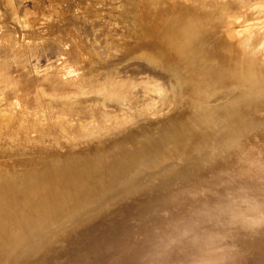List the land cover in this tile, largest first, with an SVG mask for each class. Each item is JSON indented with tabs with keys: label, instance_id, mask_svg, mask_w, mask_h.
I'll return each mask as SVG.
<instances>
[{
	"label": "rangeland",
	"instance_id": "rangeland-1",
	"mask_svg": "<svg viewBox=\"0 0 264 264\" xmlns=\"http://www.w3.org/2000/svg\"><path fill=\"white\" fill-rule=\"evenodd\" d=\"M188 1L190 0H0V72L3 74L2 76L0 73V77L2 76L0 78L2 79L0 80V119L8 113L3 105L6 103V99L9 102H14V105L16 100H19L16 103L17 105L11 104V107L8 106L11 115H16L15 117L25 115L27 117V119L25 118L27 132L15 126L19 123V120H15L13 123L10 122L8 126L5 123L2 124L0 120V172L11 175L13 173L27 174L29 171L32 172L29 176L30 179L32 181L36 180L34 175L37 176L40 173L37 171L42 168V158L39 151L43 154L53 148L58 150V155L62 158L73 152V163L75 148L91 150L86 157L83 156L86 162L98 149H107L112 151L111 154H115V149H120V147H123L122 149H138V147L145 144L149 145L147 149H173L175 140L171 136L172 134L170 135L171 138L168 137L169 134L166 128H170L172 122L178 120L177 115L186 110H183V108L187 100L183 99L173 78L172 71L162 64L161 59L150 57V51L140 50V31H143V27H149L156 16L161 18V15L165 16L167 10L171 9L174 11L176 8H182L183 11L190 9L197 13H204L215 8L213 12L218 16L211 18L212 20L222 19L232 11V7L227 6L224 0ZM253 4L251 3L247 7L242 6L241 10L239 9L242 18L248 17L249 19L252 14L262 12L261 8H254ZM233 9L238 10L234 8V5ZM177 17L178 20L179 18L182 21L186 20L185 16L179 14H167L165 16L166 23L170 25L176 22ZM261 18L262 20L260 19L259 22L263 23L264 19ZM221 22L217 20L214 24ZM151 42L146 40V46L150 47ZM227 76L229 77V74ZM155 77L159 78V82L163 83L165 88L160 93H152L154 97L159 96L156 99L159 106L156 108L153 101L155 111L136 110L143 106H150V102L144 103L146 100H142L145 99V94L139 83L147 80V78L157 79ZM90 78L92 82L88 81L89 86L94 87L99 85L98 82L101 83L99 86L118 82L126 83L128 91L131 90L132 86H136L138 95H141L139 96L140 100L134 101L133 98H129L130 102L128 103L133 107L130 111L124 110L120 104L113 100V102L107 100L104 103L106 107L104 104L102 106L101 93V96L95 95V92L92 93L91 91L79 93L78 88L83 85L79 83ZM88 82L85 83L86 86H88ZM4 83L5 89V86L2 85ZM15 83L16 85H14ZM137 84H139L138 87ZM169 84L170 90L168 88ZM72 86L76 88L74 89ZM229 88L222 91L218 96L224 95L225 91L236 89L233 86ZM72 90H74V94ZM101 90V88L98 89V91ZM18 92L22 95V100L18 96ZM48 92L53 93V96ZM90 92L93 95H88ZM45 93L50 95V98L62 96L63 99L68 96L67 99L64 98L68 103L67 108L74 110V112L77 111L78 115L76 117H79L74 119L69 117L70 120L67 121L69 127L71 125L72 128L74 127V131L68 133L69 138L78 140L74 141V149L70 150L71 145L68 142H63L65 144V147H63L59 144L58 139L54 140L56 135L57 138H61L59 136L61 133L58 132L56 125L57 122H60L58 118L62 120L66 115L60 112L61 107L59 108L54 103H50V98L46 97L48 95ZM170 94H172L171 97H169ZM163 95L166 96L162 97ZM69 96L74 98L71 99ZM68 98H70V101H68ZM230 98L231 95L225 101H222L223 105L226 106ZM253 98L251 97L250 100ZM97 99H99V102ZM25 101H27L25 106L28 104L31 108L22 107ZM251 102L255 103L253 100ZM49 103L52 105L51 108L47 105ZM43 105L47 106L43 108ZM163 105L164 107H162ZM52 107L57 110L54 111L56 117L53 118L46 115L49 114ZM57 112L63 118L60 114H58V117ZM102 113H104L105 118H108L106 120L108 126L110 124L114 126L116 124L114 122H118L121 118L124 119L126 114H129L128 118L130 119L125 124L123 122L122 126H115L107 134L98 132L99 134L95 133L96 135L81 136V134L88 132L86 128L91 127L89 128L91 130L92 127L95 128V125L100 124L98 116L102 117ZM105 113H107V116ZM113 114H118L117 117H121L116 120L114 119L116 115ZM92 115L95 117L96 122H94ZM80 117L82 121H79ZM67 118L68 116L66 120L69 119ZM86 120L91 126H84L88 123ZM35 121L44 126L46 125V136H41L39 131H37L38 134H35V128L38 129L39 127ZM11 124L13 125L11 126ZM163 124L166 125L163 126ZM49 125H56V129L52 133H49ZM262 126H264V116L260 127L252 129L254 131H248L251 135L246 134L247 136H245V133L243 134L241 147H229L227 148L231 149L229 152L221 150L218 153L217 151V149H224L226 144L230 146L228 142H235V139L229 135H226L228 138L224 140H218L216 137L210 136V142L203 147H200L195 141L193 144L198 149L195 151L197 155L192 157V154L189 159L182 163V167L192 169L195 160L201 158V167L193 173L197 174L193 180L201 186L205 185L207 175L204 176V174L209 173V171L219 172L215 166L217 157L218 159L228 158L230 153L235 152L236 149H244L242 148L244 142L250 149H253L250 144L254 148H256L254 144H259H257L258 148L254 149L257 150L256 152L252 150L254 155L251 150L239 153L241 155L246 152L247 156L250 151V155L252 154L254 158L249 157L250 155L247 157L249 161L244 155L240 158L243 163L240 164L241 166L239 165V169L238 167L236 169L244 173L243 177L235 179L232 176H227L213 189L193 186V191L189 192L188 196L191 199L194 198L192 204H195V207L180 210L179 208H173V210L158 209L154 213L157 216L151 218L153 219L151 223L153 224L154 221L158 220L159 226L155 228L149 226L146 229L143 225H140L141 230L136 229L130 235L128 234L129 243L126 246L121 247L118 246L117 242H112L114 247L110 254L122 252L123 257L121 258L125 259L124 261L128 264H264V132L262 133ZM83 128L86 130H83ZM97 130L102 129L100 127ZM161 134L166 135L167 139L163 148L153 144V138H151L154 135L159 136ZM255 134L259 140L261 139L260 142L257 139L255 140ZM61 135L63 136L60 141H66L64 133ZM118 137L119 139L113 142ZM254 140L256 143H254ZM2 142L4 143L2 144ZM23 142L27 145L20 146L21 143V145L25 144ZM53 142L59 146L51 148ZM61 148L63 149L61 150ZM192 149H195V147ZM172 163L173 166L177 162L173 160ZM60 165H62V162L58 160L56 166ZM71 165L74 167V164L71 163ZM159 165V167H153L140 173L138 177L157 179L172 167L168 163L163 165L159 162ZM224 169L226 170L224 171ZM228 170L231 171V167L223 168V175H227ZM225 172L226 174H224ZM42 173L47 174L48 171ZM228 178L232 180L229 181ZM169 184L171 186V183ZM187 184L191 186L190 183ZM51 189V184L47 183L38 186L40 194L47 193ZM166 195L168 193L164 196ZM192 195H196V197H191ZM114 199L116 197L111 198L112 201ZM37 202L38 199L35 197L27 198L26 201L24 199V201L15 202V205L8 208L3 207L5 209L0 210V220L3 223L0 232H6L9 224V238L18 239L19 235L23 236L22 232L25 230L44 234L42 239L34 235L29 242L35 240L34 246L28 244L23 247L17 255L13 256L14 260H18L20 257L25 258L29 253L31 254L30 258L40 254L43 247L52 244H49L53 242L52 237L54 238L56 234H61L72 228L73 225L75 226L76 223L83 221V207H77L75 201L66 198L63 199L61 205L68 207L67 212L60 215H49V211L45 215L48 218L37 223V215L40 211L43 214L45 212L36 209ZM131 202L130 204H132ZM86 205L91 208L94 207L87 203ZM84 207L87 211L89 210L86 206ZM151 212H154L153 209H151ZM129 216L131 217V214ZM134 219L139 220L135 217V214ZM48 221H52L51 226L46 225ZM131 221L129 227L120 220L110 221L102 227V233L109 236L126 232L129 228L135 230L133 229L135 226L133 225L134 220ZM77 227L80 230H87L86 225H78ZM2 232L0 234L3 235ZM37 242L40 243L39 247H35ZM47 244L49 245L46 246ZM104 250L97 255L100 257ZM91 251H94V249ZM2 252L3 247L0 243V255ZM99 257L95 256L94 260L97 261ZM32 261L31 263H33Z\"/></svg>",
	"mask_w": 264,
	"mask_h": 264
},
{
	"label": "bare ground",
	"instance_id": "bare-ground-1",
	"mask_svg": "<svg viewBox=\"0 0 264 264\" xmlns=\"http://www.w3.org/2000/svg\"><path fill=\"white\" fill-rule=\"evenodd\" d=\"M224 1L227 6L232 7V11L229 15L222 17V19H211L218 16L213 12L215 8L204 13H197L190 9L183 11L182 8H176L174 11L172 9L167 10L165 16L167 14H179L185 16L186 20L182 21L180 18L178 20L177 17V21L169 25V23H166L164 15H161V18L156 16L154 22L150 24L149 27H143V31H140V50L150 51V57H159L161 59L162 64L172 71L173 78L176 81L177 87H179L178 89L180 90L183 99L187 100L183 108V110H186L180 112V115H177L178 120L172 122L170 128H166L169 134L168 137L171 138V136H173V139L175 140L173 149H147L149 145L146 144L144 146L141 145L140 147L137 146L138 149H122L123 147H120V149H115V154H111L110 152L112 151L107 149H98L91 155L90 160L86 162L85 159H83V156L86 157L91 150L74 149V141L78 140H74V138L70 139L68 135L69 132L74 131V127L72 128L71 124L69 127L67 121H69L70 118H78L79 116L76 117L78 115L76 113L77 111L74 112V110H69V108H67L66 105L68 103L66 99L68 96H65L64 98L66 99L63 98V100L62 96L59 98H55V96L54 98H50L51 96L45 93L48 95L46 97L50 96L49 101L51 104L54 103L59 106V108L61 107L60 109L57 107V109H59L63 115H66V117H70L66 120L65 116L64 119L62 115L57 112V116L59 117L58 114H60L64 119L60 118L63 120L62 121L58 118V121L60 122L56 123L57 130L61 134L64 133L66 139H63L66 141H60L63 136L61 134L59 135L61 138H57L56 135L55 139H53H58L60 142L59 144L63 147H65L63 142H68V144L71 145L70 150L74 149V163L72 162L73 152L68 153L65 155V158H62L58 155V150L53 148L43 154L39 151V155L42 158V168L37 171L40 172L37 176L34 175L36 180L32 181L30 179L29 176L32 172L29 171L27 174L13 173L11 175L0 172V210L15 205V202H21L24 201V199L26 201L27 198L30 199L35 197L38 199L36 209L39 211H45L44 214L40 211L39 215H37L38 223L48 218L45 217V215H47L49 211V215H60L61 213L63 214L64 212H67L68 207L62 206L61 203L63 202V199L70 198L75 201L77 207H83V221L81 223H76L75 226L73 225L72 228L65 230L61 234H56L54 238L52 237L53 242L49 243L52 244H47L46 246L49 245L48 247H43V251H41L40 254L34 255L30 258L31 254L29 253L25 258L20 257L18 260H14L13 256L17 255L21 249L28 244H35V240L29 243L34 235L38 236L39 239H42L44 234L42 232L36 233L34 231L25 230L22 232V237L19 235L18 239H11L8 234V224L6 232L1 231L3 235L0 234V243L3 247V252L0 255V264H30L32 260L33 263L31 264H128L124 261L125 259L121 258L123 257L122 252L117 254L113 252L110 254V251H112L114 247L112 242H117L118 246L124 247L129 243L128 234L130 235L133 231H136V229L141 230L140 225H143L146 229H148L149 226L153 228L159 226L160 224L158 220L154 221L153 224L151 223L153 220L151 218L157 216L154 213L158 209L166 208L168 210H173V208H179L180 210L195 207L196 205L192 204L194 198L191 199L188 196L191 191H193V186L197 188L204 187L206 189H213L227 176H232L235 179L244 176V173H242L241 170H238L239 165L243 163L240 158L243 157L242 155L245 157V153L248 150L252 151L258 148L257 144L259 143L256 145L254 144L256 143V139L259 140L256 136L258 133L254 135L255 142L253 144L256 148L250 144V147L253 148L250 149L244 142V145L242 146L244 149H236L235 152L230 153L228 158L225 157L226 159H218L217 157L215 166L219 172L209 171V173L204 174V176L207 175L204 186H201L193 180L197 175L193 173L201 167V158L195 160L192 169L182 167V163L189 159L192 154V157L197 155V152L195 153V151L198 149H196V146L193 144L195 141H197V144L200 147H203L210 142V136L216 137L218 140H224L225 138H228L226 135H229L235 139V142H228L230 146L226 144V146L224 145V149H217L218 153L221 152V150L229 152L231 150L227 149L229 147H241L240 144L244 133L245 136H247L246 134H250L248 131H254L252 129H257L262 125V117L264 116V22L261 23L259 21L262 20L261 17L264 19V0ZM188 2L193 1L190 0ZM251 3H254V8H261L262 12L260 14H252L249 16V19L248 17L242 18L240 16L242 6L247 7L248 5H251ZM233 5L235 9H238L237 11L233 9ZM223 6L225 5L223 4ZM217 20L222 22L214 24ZM146 40L152 41L150 47L146 46ZM228 74L229 77L227 76ZM70 80L73 82L72 79ZM84 81L79 83L83 84L81 85V87L83 86L82 88H78L79 93L82 91H85L84 93H86V91H91L92 93L95 92V95L97 94L98 96L101 93V99L103 101L102 106L107 100L109 102L110 100H113L120 104L124 110L130 111L133 107L128 103L130 102L129 98H133L134 101L140 100L139 96L141 95H138L136 86H132L131 90L128 91L126 83L123 84L118 82L111 83L110 85L102 84L99 86L101 83L98 82L99 85H97L99 87H94L91 85L89 86L88 81L92 82L91 78L85 82ZM86 82H88V86L85 85ZM70 84L73 85V83ZM139 84L145 94V99L142 100H146L144 103L150 102V106H143L136 110L140 111V109H144L147 111H155V106L156 108L159 106V102L156 101L159 96L154 97L152 93H160L164 90L163 83L161 84V82H159V78H147V80L142 81ZM139 84H137V87ZM2 85L5 86V83ZM14 85H16V83ZM168 86L170 90V84ZM231 86L236 89L225 91L224 95L218 96V94L224 90H228L227 88ZM72 87L74 89L76 88L74 86ZM5 88L6 86L4 89ZM100 88L102 90L98 91ZM73 91L74 90H72V92ZM91 92L88 95L92 94ZM17 94H19L18 96L22 100V95L19 92ZM50 94L52 95L53 93ZM171 95L172 94H170L169 97H171ZM230 95L231 98L227 102V105H223L224 103H222V101H225ZM78 96L82 97L80 95ZM164 96L166 95H163L162 97ZM69 97L71 99L74 98L71 96ZM251 97H254L252 100L255 103L251 102ZM70 98H68V101H70ZM98 100L99 99H97V101ZM5 101L6 103L3 105L5 106L4 109L8 112V115L6 114V116L0 119L2 124L5 123L8 126L10 122L13 123L15 120H19V123L14 125L27 132L25 123V118L27 119V117H25V115H19L20 117L11 115L8 106L11 104L14 105V102H9L7 99ZM18 101L19 100H16V103ZM153 101L155 102V106ZM26 102L27 101L24 102V106L22 107H25L26 109L31 108L28 104L25 106ZM16 103L15 105H17ZM50 103L47 104L49 107L52 106ZM105 105L106 104H104V106ZM45 106L43 105V108ZM49 107L48 110L51 108ZM54 107H52V109H54ZM162 107H164V105ZM52 109L50 112L48 111L49 114H46L51 118L56 117L54 111H57ZM105 114L107 116V113ZM103 115L104 113H102V117L97 115L100 124L97 122L98 125H95V128L92 127L93 129L91 130H89L91 127L86 128L88 132L81 134V136L96 135L95 133L98 132H100V134H107V132H109V130L112 131L115 126H122L123 122L125 124V122L130 119L128 118L129 114H126L124 119L121 118L118 122H114V120L112 121V119L109 118V120L116 124L114 126L111 124V126H108L106 123L108 118H105ZM117 115L116 118H114L116 120L121 117H117ZM110 116L112 117V115ZM94 118L95 117H93V119ZM79 119V121H82L81 117ZM94 122H96V120ZM35 123H38L39 125L38 129L35 128V134H38L37 131H39L41 136H46V125L44 126L37 121H35ZM88 123L84 124V126H91V124ZM12 125L13 124H11V126ZM56 125H49V133H52L56 129ZM164 125L166 124H163V126ZM82 127L83 126L81 125V128ZM100 127L103 132H101L102 130H97ZM84 129L85 128H83V130ZM263 132L264 126H262V133ZM18 135L16 136L18 137ZM151 138H153V144L156 146L161 148L165 146L167 140L166 135H154ZM118 139L119 137L113 142ZM41 141L43 142V140ZM3 143L4 142H2V144ZM24 143L25 142H23V144ZM56 143L58 144L57 141ZM56 143L54 144L53 142V145L50 144V147L57 146ZM21 144L20 146L27 145L26 143L24 145ZM68 144L66 145L69 146ZM90 146L92 147V145ZM194 147L195 149H192ZM246 147L248 148L246 149ZM62 149L63 148H61V150ZM214 150L216 151V149ZM244 151H246L244 154H239ZM256 151L254 150V152ZM254 152L252 151L251 153L253 154ZM248 153L250 155V151ZM252 154L250 156L247 155L246 158L248 156L253 158ZM247 159V161H249V158ZM253 159L250 160L252 161ZM58 160H61L62 165L56 166ZM173 160L177 163L172 166ZM159 162L163 163V165L168 163L170 164L169 166L172 167H170L165 173L161 174L157 179L138 177L140 173L150 168L159 167ZM71 163L74 164V167H72ZM225 167H231V171L228 170L229 172L227 175H223L222 169ZM236 167H238V169H236ZM225 170L226 169H224V171ZM45 171H48V173H42ZM224 174H226V172ZM228 180L230 181L232 179L228 178ZM43 183L51 184L52 189L47 193L40 194L38 186H42ZM169 183H171V186ZM186 183H190L192 187L189 184L186 185ZM166 193H168V195L164 196ZM112 197H116V199L112 201ZM191 197H196V195H192ZM130 202L132 204H130ZM86 203L94 207H88ZM84 206L89 210L87 211ZM151 209H153L154 212H151ZM129 214H131V217ZM134 214L139 220L134 219ZM113 220L123 221L128 227L132 222L131 220H134L133 225L135 226L133 229L135 230H130L131 228H129L126 232L111 234L109 236L104 235L102 233V227ZM51 222L52 221H48L46 225L51 226ZM2 225L3 223L0 220V227H2ZM78 225H86L87 230H80V228L77 227ZM39 246L40 243L37 242L35 247ZM92 249H94V251H91ZM103 250L104 252L99 257L97 254ZM95 256L99 257L97 260L98 262L94 260Z\"/></svg>",
	"mask_w": 264,
	"mask_h": 264
}]
</instances>
